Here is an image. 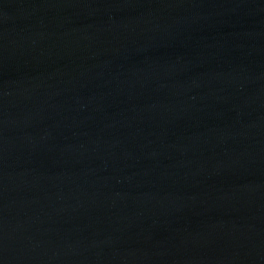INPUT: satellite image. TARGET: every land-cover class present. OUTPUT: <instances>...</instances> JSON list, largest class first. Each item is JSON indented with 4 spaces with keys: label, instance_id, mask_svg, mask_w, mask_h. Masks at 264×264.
<instances>
[{
    "label": "water",
    "instance_id": "1",
    "mask_svg": "<svg viewBox=\"0 0 264 264\" xmlns=\"http://www.w3.org/2000/svg\"><path fill=\"white\" fill-rule=\"evenodd\" d=\"M0 264H264V0H0Z\"/></svg>",
    "mask_w": 264,
    "mask_h": 264
}]
</instances>
